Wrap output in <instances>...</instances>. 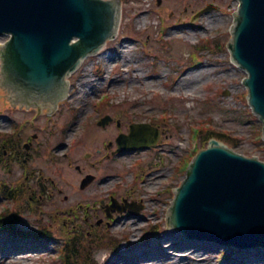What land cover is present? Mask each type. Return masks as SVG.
I'll list each match as a JSON object with an SVG mask.
<instances>
[{"label":"rangeland","instance_id":"374dc122","mask_svg":"<svg viewBox=\"0 0 264 264\" xmlns=\"http://www.w3.org/2000/svg\"><path fill=\"white\" fill-rule=\"evenodd\" d=\"M208 5L212 8L198 15ZM238 5L239 0H121L117 36L83 61L71 76L72 96L60 100L50 117L45 109L38 119L32 118L36 109L8 103L7 91L0 86L2 153L9 134V154H0V181L15 192L8 199L0 193V215L9 211L4 216L20 221L16 228L38 234L22 235L31 237L36 244L30 246L37 248L29 250L28 261L15 264H111L116 253L141 247L138 242L146 230V242L176 233L166 226L165 210L185 175L184 162L220 134L236 151L264 161L261 121L243 83L247 73L232 61L227 46ZM200 67L194 86L181 84L186 73ZM104 114L120 118L121 131L114 122L98 125ZM139 120L162 129L159 147L106 157L117 147V135ZM87 173L96 179L83 189L80 183ZM129 193L142 205L139 213L117 210L107 217L112 199L122 203L121 197ZM81 200L84 204L77 206ZM86 201L92 202L89 217L82 213L71 223L67 210L83 211ZM178 232L177 242L208 250L212 264L232 261L230 250L184 240ZM8 236L0 229V250L6 249ZM251 249L264 247L240 250ZM163 254L152 252L146 263L162 264L156 255ZM251 264H264V258L257 254Z\"/></svg>","mask_w":264,"mask_h":264},{"label":"water","instance_id":"95a60500","mask_svg":"<svg viewBox=\"0 0 264 264\" xmlns=\"http://www.w3.org/2000/svg\"><path fill=\"white\" fill-rule=\"evenodd\" d=\"M120 3L0 0V36L9 37L0 49L1 84L27 104L63 97L66 77L115 37ZM234 16L228 47L247 72L248 99L264 126V0H239ZM159 137L160 131L149 124H133L129 134L119 136V150L149 147ZM91 181L87 177L82 187ZM181 182L171 198L175 195L168 228L211 246L264 247V161L213 138L193 158Z\"/></svg>","mask_w":264,"mask_h":264},{"label":"bare ground","instance_id":"6f19581e","mask_svg":"<svg viewBox=\"0 0 264 264\" xmlns=\"http://www.w3.org/2000/svg\"><path fill=\"white\" fill-rule=\"evenodd\" d=\"M110 57L111 56H108V59L112 60V58ZM201 68L202 67L186 73L184 77L181 78L183 81L181 80L182 83L181 82L180 83L188 87L194 86L197 80L199 79V73H196V72H199ZM9 93H12V91L9 90ZM122 154H125V152L123 151ZM122 154H119V157L120 155L123 156ZM43 198H45V196ZM83 201L84 200H81L80 202L76 203V205L84 204ZM86 203L88 205V208L90 209V205H92V202L86 201ZM79 212L81 211H78L75 207H71L67 210L66 213L68 214L69 220L71 221V223L75 222L76 220L80 219V217L83 216L82 215L83 212L81 213ZM139 221H141V219H138L136 224ZM41 228L46 230L47 227H41ZM176 233L168 232V233H165L164 235L163 234L159 236L156 235L155 237H152L150 241L147 240V242L146 241L141 242V244L143 243L141 247H134V248L132 247L130 250H124L118 254L116 253L113 256L111 264H147L146 262L150 261L149 258H151L150 256H152V252L154 254L161 253V252L164 253L163 254L164 258H160L159 255H156L157 259L162 260V264H212V262L209 260L210 252L208 250L203 249V248L198 249V247H187L186 245L180 242H177L175 239L177 236ZM162 237H163V241H162L163 243H161ZM16 240H18L19 242L18 245H15L9 242V249L0 250V254H1L0 264H15L16 261L17 262L28 261L29 260V257H28L29 250L37 248V246L33 248V245L36 244L34 243V240L27 239L25 241L24 239H22V237H17ZM41 243H46V242H41ZM31 244L33 245L30 246ZM183 247L185 248L182 250ZM180 251L182 252V254H179ZM146 252L147 254L146 256H144ZM260 253H264V249H261V250L251 249L248 251L241 250L239 252H233L231 256L232 261H230V263H226L224 260V262L221 261L219 264H251V260L254 257H256L257 254L261 258H264V255ZM199 257H201L203 260H198ZM140 259L142 260V262L139 261ZM153 264H155V261H153Z\"/></svg>","mask_w":264,"mask_h":264},{"label":"flooded vegetation","instance_id":"af4514ba","mask_svg":"<svg viewBox=\"0 0 264 264\" xmlns=\"http://www.w3.org/2000/svg\"><path fill=\"white\" fill-rule=\"evenodd\" d=\"M6 100H7V99H6ZM7 102L11 104L10 101L7 100ZM22 108H25V107H22ZM35 113H37V110H36ZM42 113H46L45 110L42 111L41 114H42ZM39 115H40V114H39ZM108 115H109V114H108ZM109 116H110V115H109ZM111 117H112V116H111ZM117 121H118V122H117ZM110 122H112V123H113V122H114V123L116 122L117 124L121 125V121L118 120V119L114 120V117H112L111 120H109L108 123H110ZM96 123H97L98 125H100V126H103V127H105V126L108 124V123H107L106 125H105V124L102 125V124H100L99 120H97ZM121 126H122V125H121ZM121 126H118V127H121ZM124 131H125V130H124ZM17 133H18V132H17ZM5 137H6V141H7V144H6V147H7V148L4 149V153H2V152H1V149H0V154H3V156L6 155L7 152H8V154H9V134L6 135ZM112 144H113V143H110V144H109V147H110ZM116 146H117V145H116ZM22 148H23V147H22ZM28 148H29V145H26V149H28ZM17 149H18V148H17ZM115 149H117V147H116ZM115 149H112L111 151L114 153ZM18 150H19V149H18ZM113 153H112V154H113ZM106 157H110L109 154H108ZM99 160H103V157H102V158H99ZM104 160L107 161L108 159L105 158ZM150 164H152V163H150ZM76 169H77L78 171H82V168H80L79 166H77ZM88 174H90V173L85 174V176H87ZM112 176H113V175H112ZM114 176H116V175H114ZM95 179H96V178H95ZM95 179H94V180H95ZM110 179H112V178L102 179V184H103V183H106V182L109 181ZM120 200H121L122 202L126 203V204H130V202H133L134 200H136V198L133 197L132 193H129V194H125V195H123V196L121 197Z\"/></svg>","mask_w":264,"mask_h":264},{"label":"trees","instance_id":"16d2710c","mask_svg":"<svg viewBox=\"0 0 264 264\" xmlns=\"http://www.w3.org/2000/svg\"><path fill=\"white\" fill-rule=\"evenodd\" d=\"M222 136H223V135H222V134H220V136H219V137H220V138H222ZM224 139H226V137H224ZM230 141H231V140H229V139H226V142H228V143H229L231 146L235 147V145H234V144H232V143H230ZM67 246H68V245H67ZM67 246H66L64 249H66V250H67V249H69V247H67ZM71 247H72V246H71ZM70 251H73V249H72V248H70ZM65 252H66V251H65Z\"/></svg>","mask_w":264,"mask_h":264}]
</instances>
